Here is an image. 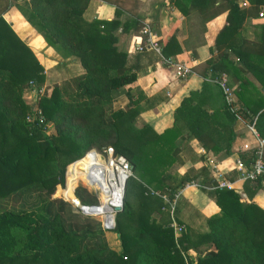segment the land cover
Wrapping results in <instances>:
<instances>
[{
  "label": "trees",
  "instance_id": "trees-1",
  "mask_svg": "<svg viewBox=\"0 0 264 264\" xmlns=\"http://www.w3.org/2000/svg\"><path fill=\"white\" fill-rule=\"evenodd\" d=\"M90 1L0 0V264H264V210L254 203H241L235 191L199 188L218 207L216 214L206 218L202 233L192 235L176 222L178 199L171 214L162 210L166 206L162 197L170 200L193 180L188 173L171 171L179 160L177 140L182 127L205 151L229 152L234 116L220 88L215 83L224 123L217 122L215 111L208 113L193 102L191 94L181 99L173 124L162 132L156 133L147 123L137 126L148 99L131 85L134 72L127 65L126 53L115 45L117 28L125 30L128 23L119 21L117 10L108 21L86 18ZM214 1L174 3L183 14L191 10L201 16ZM225 3V23L213 45L216 57L205 62L201 74L225 73L227 85L235 84L231 91L238 115L264 140V23L257 25L254 41L239 38L237 31L247 11L237 0ZM11 7L63 60L74 61L82 69L52 84L47 94L34 101L49 124L47 134L42 124L26 119L31 106L22 100V94L30 88L29 81L35 87L42 85L44 74L31 50L1 16ZM218 9L216 6L215 11ZM128 22L136 27L134 21ZM171 36L161 46L163 57H169L165 49ZM248 72L259 87L245 78ZM213 125L218 126L215 135L209 130ZM106 147L131 166L122 206L111 228L120 241L119 252L106 243L103 219L83 215L59 196L66 166L91 149L102 153ZM239 155L242 161L252 160V150ZM200 173L201 185L215 184L212 178L204 180L205 171ZM252 182L254 189L263 187L264 176ZM67 192L80 205H97L89 185L69 186ZM130 192L133 203L127 201ZM155 214L166 218L158 220ZM171 222L180 227L177 236Z\"/></svg>",
  "mask_w": 264,
  "mask_h": 264
},
{
  "label": "crops",
  "instance_id": "crops-1",
  "mask_svg": "<svg viewBox=\"0 0 264 264\" xmlns=\"http://www.w3.org/2000/svg\"><path fill=\"white\" fill-rule=\"evenodd\" d=\"M174 1L91 0L85 11V17L88 19L108 21L116 16L117 10L119 21L128 23L125 30L117 28L115 45L118 50L126 53L127 65L134 72L135 77L131 85L136 86L148 99V106L140 112L136 124L139 126L141 123H147L156 133L162 132L173 124L175 108L182 98L191 94L192 101L198 103L208 113L216 112L217 122H225L224 115L222 116L220 91L208 74L205 77L201 74L205 62L216 57L217 54L213 45L218 31L225 23V0L214 1L206 7L201 16L198 12L191 10L183 14ZM237 2L240 8L247 11V17L237 31L238 37L254 41L259 31L257 25L264 23V0H237ZM216 6L220 7L217 11H215ZM255 9H258L257 12ZM258 13L262 16L259 17ZM1 16L15 35L31 50L42 67L45 82L43 84L47 85L49 80L52 84H57L64 78L82 71L78 63L63 60L52 47L48 46L41 35L14 7L9 8ZM129 20L134 21L136 27L129 24ZM143 25L148 27L151 39L156 41L160 50L172 35L165 49L167 55L174 62H184L189 65L192 69L190 75L184 79L173 77L172 67L162 61L164 57L160 50L157 53L146 44V37L140 31ZM141 43L145 45L143 50L133 48ZM231 56L236 60L235 56L232 54ZM225 77L228 81L226 75ZM245 78L253 86L259 87L257 79L249 72L245 73ZM234 87L235 84L231 86V89L233 90ZM245 124L243 119L235 118L230 123L233 138L226 155L205 151L195 136L186 127L181 126V137L177 140L180 147L177 156L179 160L171 166V171L178 175L188 173L192 176V181L201 183L203 177L200 170L206 172L204 180L213 179V173L207 164L208 160H213L226 178L234 180L235 159L240 156V152L251 149L255 144V138ZM209 130L215 135L218 132V126L213 125ZM244 145L247 146L246 149ZM243 162L248 163L247 159H243ZM254 184L252 181H235L234 186L237 190L235 192L241 203H254L264 210V186L254 189ZM217 212L218 207L207 192L191 185L179 188L176 222L181 228H187L192 235L206 231V218ZM155 215L157 219L166 218L164 214ZM178 234L175 231L174 235ZM104 237L111 249L120 251V241L114 231L107 233L105 230ZM189 253L191 256L195 255L191 249Z\"/></svg>",
  "mask_w": 264,
  "mask_h": 264
},
{
  "label": "built area",
  "instance_id": "built-area-1",
  "mask_svg": "<svg viewBox=\"0 0 264 264\" xmlns=\"http://www.w3.org/2000/svg\"><path fill=\"white\" fill-rule=\"evenodd\" d=\"M244 5V3H242ZM258 16L261 17L262 14L258 13ZM141 33L144 34L146 37V44L148 47L154 49L157 53H159L160 47L156 43L154 39H151L149 29L146 25H143L141 27ZM144 44H137L133 48L135 50H143L144 49ZM162 61L165 64L171 65L172 67V75L176 79H184L188 75L192 73V69L189 65L185 64L184 62H174L171 58L169 57H164ZM44 74V71H42ZM210 79L218 85V87L221 90L222 96L224 103L227 107V109L233 114L235 119H242L237 113V106L234 103V97L231 91V88L227 85V80L225 77L224 73H218L214 77H210ZM30 85V88L28 90L24 91V94L27 95V97H31L30 101H28V105L31 106V112L30 114L26 117L27 121L32 122L33 124H42L41 129L44 133H48L49 129V124L44 122V119L42 115L40 114V111L36 107L34 101L37 99V97L43 95L45 93L46 85L42 84L39 87H35L32 85V82L29 81L28 83ZM246 128L247 130L251 133V135L255 138V144L251 149L252 150V160L248 162V164H244V162L238 157L235 159L233 163V168L236 171V177L234 180H230L226 178L223 173L218 169L217 163H215L213 160H208L207 164L209 166L210 171L213 173V179L215 181V184L213 186H203L200 183L190 181L187 184H184L186 186L191 185L195 186L197 188L204 187L206 189L213 188V187H218V188H226V189H231L233 191H237L236 187L234 186L235 181L236 182H243V181H254L257 177L259 176H264V160L262 158V153H263V144L264 140L259 138L255 129L253 128L252 125L249 123H246ZM244 148L246 149L247 146L244 145ZM93 155V166H94V172L99 175V173L96 170V163L100 165V174H102V179L105 181V184L107 185V182L109 183V188L106 189L108 191V194L103 193L104 188H95L98 191L99 197L102 199L103 205H109L107 204V200L109 198L115 197L118 198V205H114L113 207H120L121 202H122V194H123V186L125 179L131 175V170L130 166L127 162V160L122 156V155H113L112 149L110 147H106L105 149L102 150V153H99L93 149L89 150L86 152L84 157L88 155ZM97 157V158H96ZM110 175V176H109ZM91 183H93L91 181ZM113 186V188H112ZM73 189V188H72ZM156 194V192H155ZM179 197V189L174 193L172 198L168 200L165 197H162L166 206L162 207V210H167L168 213H172L174 209V205L176 200ZM106 200H103V199ZM75 207L78 208V210L83 214V215H88V216H94V214H91L90 212L87 211L88 208L86 206L80 205L78 202L74 204ZM98 204L96 205V207ZM112 207V210H113ZM111 210V211H112ZM110 211V212H111ZM107 213V211H104L102 213L96 214V215H101ZM110 216H106L103 223L104 227L106 229H111L112 227V221L109 219ZM171 226L174 228V231L179 232L180 227H178L174 222H171Z\"/></svg>",
  "mask_w": 264,
  "mask_h": 264
},
{
  "label": "bare ground",
  "instance_id": "bare-ground-1",
  "mask_svg": "<svg viewBox=\"0 0 264 264\" xmlns=\"http://www.w3.org/2000/svg\"><path fill=\"white\" fill-rule=\"evenodd\" d=\"M93 155H88L86 157H83L79 160H76L72 162L68 168H67V176H66V186L64 190V195L66 198H69L72 200L71 195H68L67 188L69 186H73L74 182L77 181V179L84 177V180L89 184V186L93 189L94 193L97 195L98 191L97 188H104V189H110L109 183L107 182V185L105 184V181L102 179V174H100V165L96 163V170L99 173L97 175L94 172V166H93ZM97 158V157H96ZM110 176V175H109ZM91 181L93 183H91ZM91 183V185H90ZM96 188V189H95ZM113 188V186H112ZM103 200H106L105 198ZM73 201V200H72ZM118 198L112 197L107 200V204L109 205H103L102 201L100 200V205L96 208H90L87 209L88 212L91 214H99L104 211L110 212L112 210V207L114 205H118Z\"/></svg>",
  "mask_w": 264,
  "mask_h": 264
},
{
  "label": "rangeland",
  "instance_id": "rangeland-1",
  "mask_svg": "<svg viewBox=\"0 0 264 264\" xmlns=\"http://www.w3.org/2000/svg\"><path fill=\"white\" fill-rule=\"evenodd\" d=\"M44 83H45V82H44ZM47 83H48L47 85L45 84V85H46V89H45V93H44V94H47V93L50 91V87L52 86V83L50 82V80H49V82H47ZM31 97H32V96H31ZM31 97H30V96L27 97V95H25L24 92H23L21 98H22V100H23L24 102H28V101H30ZM49 129H50V127H49ZM83 157H84V156H83ZM83 157H82V158H83ZM69 165H70V164H68V165L66 166V168H65V183H64V187L60 189L59 196H60L61 199L67 200V201L71 202V203L74 205V202H76V201L69 200V199L66 198L65 195H64V190H65V186H66L67 168H68ZM79 183H81L82 185H87V186L89 185V184L84 180V177H81V178L77 179V181L74 182L72 188H74L75 186H77V184H79ZM123 187H124V186H123ZM72 195H73V194H72ZM95 197H96V200H97V204L99 205V204H100V200H102V199L99 197L98 194H97ZM74 200H75V199H74ZM122 201H123V194H122ZM127 201H128V203H131V202L133 203V201H135V199H133V194H132V192L128 193ZM121 206H122V202H121ZM121 206L119 207L118 210L121 209ZM118 210H116V211L112 210L111 212H107V213H104V214H101V215H94V216L91 215L90 217L97 218V219H100V218H101V219H103V221H104V219H105L106 216H110V217L112 218V226H113V217H114L115 213H116ZM87 216H88V215H87ZM155 217H156V215H155ZM159 219H160V218H158V220H159ZM106 231H107V233L113 232L112 229H106Z\"/></svg>",
  "mask_w": 264,
  "mask_h": 264
},
{
  "label": "water",
  "instance_id": "water-1",
  "mask_svg": "<svg viewBox=\"0 0 264 264\" xmlns=\"http://www.w3.org/2000/svg\"><path fill=\"white\" fill-rule=\"evenodd\" d=\"M130 169H131V166H130ZM90 185H91V183H90ZM103 193L107 195V194H108V191H107L106 189H103ZM74 199H75V198H74ZM75 201L78 202L76 199H75ZM76 202H74V204H75ZM88 207H89V209H90V208H96V206H86V208H88ZM118 209H119V207H113V210H114V211H116V210H118ZM109 219L112 221V218H111V217H110ZM111 227H112V226H111Z\"/></svg>",
  "mask_w": 264,
  "mask_h": 264
}]
</instances>
